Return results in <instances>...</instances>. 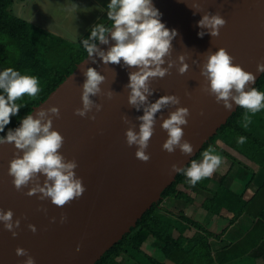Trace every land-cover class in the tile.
Segmentation results:
<instances>
[{
  "label": "water",
  "instance_id": "water-1",
  "mask_svg": "<svg viewBox=\"0 0 264 264\" xmlns=\"http://www.w3.org/2000/svg\"><path fill=\"white\" fill-rule=\"evenodd\" d=\"M193 2L201 7L196 14L190 9ZM153 4L162 14L161 21L166 27L178 32L172 42V54L166 58L176 62L177 67L164 78L152 80L155 92L148 99L154 103L164 95L180 97V105H170L163 110V116L168 118L178 107L190 110L188 125L182 126L183 139L194 146V152L186 156L179 148L174 153L163 150L168 135L161 127L158 113L155 134L146 150L151 158L146 163L137 159V148L127 145L125 133L133 125L139 131L137 117L144 114L143 109L137 111L128 103L129 72L138 69L122 67L123 61L121 65H105L99 57L93 63L87 56L30 113L35 117L41 109L53 106L60 109V117H53V129L64 136L60 151L67 160L78 163L75 172L82 178L86 191L63 208L52 204L50 199L40 200V194L26 195L32 185L17 191L8 169L18 150L14 143L0 145V209L5 212L11 209L14 220L21 221L15 238L0 222V264H23L27 257L16 255L18 247L27 249L36 264H95L137 225L176 180L178 173L172 172L171 166L176 164L184 169L237 111L239 106L234 101L232 110L228 111L203 90L205 78L201 75V66L206 62V53L227 49L235 57L234 63L255 74L253 88L263 74L257 72V65L264 62V0H153ZM217 12L227 21L226 25L220 29L219 36L205 34L201 38L198 21L206 13ZM114 43L110 40L108 45L99 42L97 45L107 51ZM180 55H185V62L190 66L183 75L178 72ZM167 66V63L163 65ZM88 67L96 68L106 77L101 85L104 94L92 97L103 105L101 111L93 109L89 113V117L95 115V120L75 115V110L83 106V71ZM109 92H112L111 99ZM125 115L129 123L122 119ZM19 154L22 156L23 152ZM43 179L41 176V183ZM62 214L68 218L63 224L60 223ZM52 217H56L55 223L51 222ZM29 224L36 226V233L29 229Z\"/></svg>",
  "mask_w": 264,
  "mask_h": 264
},
{
  "label": "clouds",
  "instance_id": "clouds-1",
  "mask_svg": "<svg viewBox=\"0 0 264 264\" xmlns=\"http://www.w3.org/2000/svg\"><path fill=\"white\" fill-rule=\"evenodd\" d=\"M107 7V16L113 22L112 27L106 28L103 24L94 26L90 38L84 39L82 43L93 63L99 57L105 65H121L123 61L122 67L138 69L129 72L130 82L126 88L130 90L129 105L137 111L143 109L144 114L137 117L140 121L139 131H136L135 125L126 130L127 145L136 146V158L148 162L151 157L146 150L155 134L157 114L160 113L161 127L168 135L162 146L163 150L174 153L179 148L182 154L192 155L194 146L183 139L185 132L182 127L188 125L190 110L187 107H178L169 113L168 118L163 116V110L170 105H180V97L164 95L154 103L148 99L155 92L151 87L152 80L164 78L170 74L173 67H177L176 62L166 59L172 54V42L178 35L177 30L167 28L161 21L162 14L153 4V0H111ZM76 9L77 5H74L72 10ZM190 9L194 14L201 11L199 3L196 2L190 5ZM226 23L218 12L206 13L198 21V27L201 29L198 35L201 38L205 34L217 37ZM110 40L115 43L107 51L97 45V41L108 45ZM178 59V72L183 75L190 66L185 62V55H180ZM205 59L206 62L201 66V75L205 78L203 90L214 96L215 101L222 103L228 111L232 110L233 101L235 105L246 109L243 127L247 128L251 123L247 113L254 115L264 109V92L251 87L256 81L255 74L234 63L235 57L225 48H219L215 52L209 50ZM166 63L168 66L163 67ZM257 72L264 73V62L258 63ZM83 76V106L75 110V115L95 120V115L89 117V113L93 109L96 112L101 111L103 105L97 104L92 97L104 94L101 85L106 81V77L93 67L84 70ZM0 90L6 94L0 95V132H3L5 126L10 124L11 117L20 111L21 106L16 101L25 95L37 96L41 88L37 77L21 75L17 70L7 68L0 72ZM107 95L109 99L112 98V92ZM53 117H60V109L56 106L39 110L35 117L32 114L27 115L20 127L9 129L6 136H0V145L14 143L18 150L15 158L9 162L8 169L16 190L22 191L32 185L26 195L40 194V200L50 199L52 204L63 208L81 198L86 187L82 178L76 175L78 163L75 160H67L60 151L65 138L53 129ZM122 119L129 123L126 115ZM245 140V137H240L238 143L243 144ZM20 151L23 152L22 156ZM202 155L203 160L199 163L192 160L186 171L176 164L171 166V171H185L191 184L195 185L198 181L212 176L222 162L221 156L213 154L211 148L205 150ZM41 176L44 177L42 183ZM41 210L46 212V209ZM67 219V215L62 214L60 223H65ZM0 222L11 232L13 238L18 236L16 229L20 227L21 221L18 218L14 220V212L11 209L6 212L0 209ZM51 222L55 223L56 217H52ZM28 227L36 233L35 225L29 224ZM76 251H80L79 245ZM16 255L27 257L23 264H36L35 258L27 249L18 247Z\"/></svg>",
  "mask_w": 264,
  "mask_h": 264
},
{
  "label": "trees",
  "instance_id": "trees-1",
  "mask_svg": "<svg viewBox=\"0 0 264 264\" xmlns=\"http://www.w3.org/2000/svg\"><path fill=\"white\" fill-rule=\"evenodd\" d=\"M14 3L15 0H0V72L13 68L21 75L37 77L41 82V91L35 97L25 95L16 101L21 106L20 111L11 117L10 124L5 126L0 136H6L9 129L15 128L88 56L82 42L90 38L94 26L103 24L111 28L113 24L107 17L79 40L69 41L16 15ZM254 88L264 92V73ZM0 95L6 94L0 90ZM246 112V109L238 107L193 160L202 157V153L216 140H221L220 136L227 130L232 133L233 145L244 152L253 151L256 146L264 147V109L254 115L247 113L251 118L247 128L243 127ZM240 137L246 138L242 146L238 143ZM257 153L260 155L264 150ZM190 163L185 166V171ZM260 164L264 165V160ZM185 171L178 173L176 180L162 192V198L95 264H254L253 261L264 255V249H261L264 242V208L252 216L246 215L243 210L229 208L233 213L229 225L215 232L185 210L172 207L177 200L191 203L198 193L206 194L209 191L208 186H203L200 181L192 185ZM190 186L191 192H187ZM256 193L254 198L258 195ZM211 199L210 213L213 215L218 202H214V196ZM208 200L206 198L205 201L208 203ZM166 202L171 204L167 205ZM232 226L238 227L241 234H235L225 242L223 237ZM148 246L162 250L164 258L160 259L149 252Z\"/></svg>",
  "mask_w": 264,
  "mask_h": 264
},
{
  "label": "crops",
  "instance_id": "crops-1",
  "mask_svg": "<svg viewBox=\"0 0 264 264\" xmlns=\"http://www.w3.org/2000/svg\"><path fill=\"white\" fill-rule=\"evenodd\" d=\"M88 1L89 0H62V2H64L66 5V11L68 13V17H70L69 20L71 22H74L75 24V22H77L76 20L84 17L87 9H89V6L85 8V6L88 5ZM91 2L100 5L98 12L99 14H102L103 19H106L108 17L107 13L109 11L107 6L111 2V0H93ZM25 4H27L26 0H19L16 5H19L22 11V8ZM74 5H77V9L75 11L72 10ZM36 12H38V10ZM41 12L45 15H47L48 13L46 10H41ZM37 15L36 20L38 19ZM32 17L33 16L31 15H27L24 19H29L28 21L32 22ZM42 22L44 23L40 24L39 26L45 28L55 35L65 38V31L60 30L59 34L62 35H59L56 34V32H52L50 30L51 21H49V16L47 17V19H43ZM85 33L80 38H82ZM220 139L221 140H216L215 144L209 147L213 149V154L219 155L222 158L220 166L216 169L212 176H210L212 182H210L208 186L209 191L206 194L198 193V195L195 196V200L191 203H187L184 200H177L174 202V205L177 204V206L179 202H183L185 205H191L193 207L195 205V219L206 224L211 230V222L213 221V218L217 216L222 218L223 216L228 215L227 223L229 225V219L233 216V213L229 211V208L237 210L238 207H243L244 213L246 215L248 213V216H252L249 213H254V215H256L261 211V209L264 208V166L260 164V162L264 160V153L260 155L257 153L258 151L264 150V147L256 146L253 151L249 150L247 152H244L233 145V136L232 133L228 130L220 136ZM240 146H242V144H240ZM202 160L203 155L197 160V162H201ZM256 192H258V195H256V197L254 198L253 195L257 194ZM213 196L216 199L215 201L213 199V201L218 203H213L215 204V212L212 215L210 213L212 209L210 206V204H212L210 202V199ZM206 198L209 199L208 203L207 201H205ZM228 198H231L234 201H230L228 200ZM247 201L249 203H247ZM245 203H247V205H245ZM205 204H208V206H206ZM186 208H188L189 210H182H185L189 215H191L192 210L188 206H186ZM196 215H198V217ZM225 227H223V229ZM237 234H241V230L238 231ZM261 249H264V242L261 244Z\"/></svg>",
  "mask_w": 264,
  "mask_h": 264
},
{
  "label": "rangeland",
  "instance_id": "rangeland-1",
  "mask_svg": "<svg viewBox=\"0 0 264 264\" xmlns=\"http://www.w3.org/2000/svg\"><path fill=\"white\" fill-rule=\"evenodd\" d=\"M19 0H15V4L13 5V11L15 12L16 15L21 16L25 18L27 15L33 16L31 18V21L34 24L40 25L43 24L42 22L43 19H47L49 16V21H51V26L50 30L52 32H56V34H59L60 30H63L66 32L64 34V37L66 40L70 39L71 41H77L80 39V37L88 31L90 28H92L94 25H96L98 22H100L102 18V14H99L98 9L100 7L99 4L93 3L89 0L88 5L85 6L87 8L89 6V9H87V12L84 14V17L76 20L77 22H71L68 17L66 5L62 0H26L27 4L24 5L22 8V11L19 7V5H16ZM48 12L47 15L43 14L41 12L45 11ZM38 10V12H36ZM40 14V15H37ZM36 15L38 16V19L36 20ZM102 18V19H101ZM29 20V19H28ZM59 22V23H57ZM87 33V32H86ZM62 35V34H59ZM69 40V41H70ZM41 83V82H39ZM199 163V162H198ZM264 166V165H263ZM210 182H212L211 178H204L200 180V183L203 186H209ZM182 187V186H181ZM187 192H191V186L190 188H187ZM220 199V198H219ZM228 200L232 201L233 199L228 198ZM234 201V200H233ZM167 205H170L171 203L166 202ZM165 203V204H166ZM253 203V202H252ZM254 205V204H253ZM175 207L176 209H185L187 210L186 206H188L192 211L191 215L195 218V205L194 207L191 205H185L183 202H179L178 206L177 204H173L172 207ZM189 210V209H188ZM239 211L243 210V207H238ZM251 215H254V213H249ZM248 215V213H247ZM198 217V215H196ZM244 218V217H241ZM250 220V219H249ZM228 215L223 216L220 218L219 216L213 218V221L211 222L212 230L215 232H220L222 231L223 227L225 225H228ZM210 225V224H209ZM170 231L173 232V229L170 228ZM240 231L238 227L232 226L227 234L223 237V240L226 242L233 238L232 236L237 234V232ZM220 245V244H219ZM218 245V246H219ZM216 246V247H218ZM149 252L153 253L156 257L162 259L164 258L163 256V251L160 249H154L152 246L147 247ZM254 264H264V255L259 256L257 260L253 261Z\"/></svg>",
  "mask_w": 264,
  "mask_h": 264
}]
</instances>
